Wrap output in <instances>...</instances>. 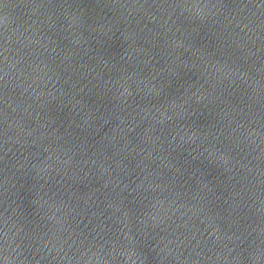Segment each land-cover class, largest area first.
<instances>
[{
  "label": "water",
  "instance_id": "95a60500",
  "mask_svg": "<svg viewBox=\"0 0 264 264\" xmlns=\"http://www.w3.org/2000/svg\"><path fill=\"white\" fill-rule=\"evenodd\" d=\"M0 264H264V0H0Z\"/></svg>",
  "mask_w": 264,
  "mask_h": 264
}]
</instances>
